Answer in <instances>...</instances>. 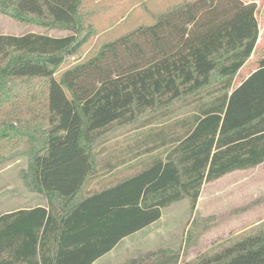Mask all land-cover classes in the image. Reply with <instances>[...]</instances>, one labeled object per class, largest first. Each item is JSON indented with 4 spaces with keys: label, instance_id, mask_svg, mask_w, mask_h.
<instances>
[{
    "label": "trees",
    "instance_id": "trees-1",
    "mask_svg": "<svg viewBox=\"0 0 264 264\" xmlns=\"http://www.w3.org/2000/svg\"><path fill=\"white\" fill-rule=\"evenodd\" d=\"M85 5L0 0V13L21 24L69 31L0 34V160L6 150L27 154L21 176L48 199L47 207L0 215V264H93L159 221L165 208L188 200L195 211L205 184L264 163V57L234 86L259 40L255 2H182L57 76L87 40L78 38ZM38 81L43 86L33 87ZM186 107L194 112L151 129L113 158L118 166L162 149L164 156L86 192L112 156H102L106 135ZM178 261L173 249L161 248L137 264ZM185 264H264V233Z\"/></svg>",
    "mask_w": 264,
    "mask_h": 264
},
{
    "label": "rangeland",
    "instance_id": "rangeland-1",
    "mask_svg": "<svg viewBox=\"0 0 264 264\" xmlns=\"http://www.w3.org/2000/svg\"><path fill=\"white\" fill-rule=\"evenodd\" d=\"M243 1L255 2L258 5L257 17L260 24L259 40L254 57H251L250 65L245 69L247 71L252 65H256L257 68L259 61L264 57V0ZM112 7L113 5L103 4L95 7L94 10L88 9L86 11V5L83 6V12L87 19L80 28L78 38L81 39L87 35V40L77 54L65 57L57 76L94 57L108 42L140 25L150 23L151 16L146 13L142 6L130 13L128 12L129 6L124 8L125 11L121 8L116 12H113L114 8ZM118 17L122 20L121 22L117 20ZM28 29L54 36L69 34V31L63 28L49 29L21 24L0 13V34H14L19 31H28ZM239 78L242 77H239L238 74L236 81H239ZM41 86H43L42 82L38 81L33 87ZM39 91L43 90L39 89ZM193 112L192 107H186L168 119L152 125L144 127L131 125L117 128L106 135L101 142L117 144L116 148L111 149L105 146L104 149H107L105 152L116 151L117 149L121 151L124 144H132L138 141L151 129L168 125ZM6 151L3 153L6 156L5 161L0 160V214L7 209L28 205L24 203L28 187L21 176V173L29 168L28 155L24 152L22 154H7ZM1 152H3L2 148ZM164 155L165 149L143 154L136 161L139 167L134 172L146 167L149 158ZM198 204L195 211L191 210L188 200L165 208L162 218L155 223V226L149 229L143 237L141 235L136 237L141 240L137 252L133 248L128 250L120 246L115 253L113 252L99 263L126 264L132 258L136 260L135 264L142 263L145 252L148 250L152 252V249L161 248H170L179 254L178 264L193 263L242 238L264 233V164L249 170L236 171L219 181L205 184ZM135 252L136 254H134Z\"/></svg>",
    "mask_w": 264,
    "mask_h": 264
},
{
    "label": "crops",
    "instance_id": "crops-1",
    "mask_svg": "<svg viewBox=\"0 0 264 264\" xmlns=\"http://www.w3.org/2000/svg\"><path fill=\"white\" fill-rule=\"evenodd\" d=\"M185 1H191V0H123V1H121V0H86V11L88 9L94 10L95 7H98L100 5L105 4V5H109V6L113 5V7H112V8H114L113 12H116V11L120 10L121 8L124 9V8L129 6L130 8L128 9V12L130 13V12L135 11L140 6H142V7H144L146 13L151 16V18H150L151 20H150L149 24H152L153 21H155V18L158 17L159 15H161V13H163L166 10H168L169 8H171L177 4H180L182 2H185ZM124 11H125V9H124ZM117 20L119 22L122 21L119 17L117 18ZM28 33H37V32L30 31L28 29V31H24V32L19 31V32H15L14 34L5 33V35L21 36V35H25ZM39 34H46V33H39ZM50 36L62 37V36H54V35H50ZM64 36H66V35H64ZM252 57H254V55H252ZM250 59L243 66V68L240 70L239 77L241 76L242 78H239V81L235 80V82H234L235 87L239 86L244 80H246L252 74V72H254L256 70V65H252L247 71H245L247 66L250 65V62H251ZM130 144L129 143L124 144L123 149L128 148ZM116 145H117L116 143H107V144H104L102 147L104 148L106 146L109 149H111V148H116L117 147ZM109 152L110 153L112 152V156L109 157L110 159L107 161V163L103 164L102 171H100L98 173V175L91 181V183H89L86 192H89L90 190L101 189L102 186H103V188L107 187L110 184H112L113 182L119 181L122 178L130 176L139 167V166H137L138 164L136 163V161L139 160V158H127L126 161H124V163L116 166L115 165L116 159L113 158V155L116 154L117 152H120V151L117 149L116 151L104 152L102 156H106ZM109 155H111V154H109ZM27 189H28V193L25 194V200L26 201L24 203L28 204V205L20 207V208L15 207V208L4 210V211H2V213L0 215L8 214V213L15 212V211H18L21 209L22 210H31V209H34L37 207H47L48 206V199L43 194L32 192L29 190V188H27ZM84 195L85 196L87 195L85 193V191H84ZM200 200H201V196L199 198V201ZM34 202H37V203L32 204ZM198 205L199 204H197V206ZM154 226H155V223L150 225L149 227L129 236V237L124 238L110 253L101 257L100 259L95 261L93 264H98L99 262L103 261L104 258H107V256H109L113 252L115 253L119 249L120 246H123V247H125V249H128V250L133 248L137 252V250H139L138 246H140L141 240L139 238H136V237H138L140 235L143 237L145 234H147V231L149 229H152ZM156 250H158V249H156ZM156 250L152 249V252H151V250L150 251L148 250V252H145L144 253V255H145L144 256V262L150 261L152 258L153 252H155ZM136 252L134 254H136ZM129 261H131L133 263L136 262V260H134V258H132ZM99 264H101V263H99Z\"/></svg>",
    "mask_w": 264,
    "mask_h": 264
}]
</instances>
